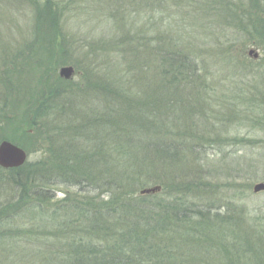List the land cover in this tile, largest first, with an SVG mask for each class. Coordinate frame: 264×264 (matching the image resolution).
Instances as JSON below:
<instances>
[{"label": "trees", "instance_id": "16d2710c", "mask_svg": "<svg viewBox=\"0 0 264 264\" xmlns=\"http://www.w3.org/2000/svg\"><path fill=\"white\" fill-rule=\"evenodd\" d=\"M133 1L144 9L129 8L128 16L148 15L144 29L132 30L123 16L127 7L114 0L110 40L90 42L84 60L71 64L78 66L80 82L55 73L60 82L32 98L35 107L25 123L32 132L26 136L45 153L33 165L0 167V255L10 252V264H264V218L252 217L239 201L222 211L216 206L222 194L209 192L211 186L201 181L178 179L179 169L194 174L216 141L227 140L221 138L227 124L223 109L240 112L233 101L238 98L220 87L232 77L173 35L160 34L158 18L168 0ZM45 2L44 8L56 9L51 0ZM256 6L264 13L263 1ZM33 9L32 32L40 42L56 29L46 22L48 14ZM255 18L248 27L262 30V19ZM147 26L154 38L145 43ZM260 47L264 50V41ZM248 61L246 73L264 76V66ZM7 70L0 94L11 90ZM252 89L255 95L243 101L260 100L249 108L257 117L264 90ZM0 103L2 117L3 110L13 115L0 127H14L16 105ZM152 185L162 190L140 193ZM21 218L31 227L17 228ZM20 239L41 242L42 249L19 253L14 245Z\"/></svg>", "mask_w": 264, "mask_h": 264}, {"label": "rangeland", "instance_id": "374dc122", "mask_svg": "<svg viewBox=\"0 0 264 264\" xmlns=\"http://www.w3.org/2000/svg\"><path fill=\"white\" fill-rule=\"evenodd\" d=\"M31 1L33 3L29 0L27 3L23 0H0V93L5 88L2 73L4 74L6 69H9L6 71L8 74L6 85L8 84V89H11L0 94V100L13 102L16 105L15 113H17L14 116L17 122L14 127H3L2 123L0 143L8 140L24 148L27 152L24 164L33 165L35 160L44 157L45 151L41 149V146L30 145L34 141L30 136H26L27 132H32V129L25 124L29 112L35 107L32 98H41L43 93H48L47 91L54 83L60 82L54 74L60 76L59 71L64 67L61 62L68 63V66H72L74 62L79 63L80 60H84V55L88 54L90 42L103 44L110 40L113 22L109 17V11L110 8L113 10L116 8L114 7L116 3L114 0H51L56 9L49 10L41 5L47 0ZM252 1L255 2V7ZM261 1L264 2V0L259 2ZM167 2L166 6L161 8L158 18L159 25L162 26L160 34L173 35V40L179 39V43L188 45L189 51L193 50L196 54L202 55L210 65L216 66L218 70H226V74L232 78L229 79V85H224L220 89H223V92L229 90L234 98H238L233 101L236 102V110L240 112L238 115L223 109L225 112L222 118L227 121V124H224L225 134L221 138H227V140L213 142L214 146L208 151L210 153L208 161L205 166L196 165L194 174L179 169L178 177L180 178L178 179L185 184L195 180L196 183L201 181L204 185L211 186L209 188L213 191L209 192H214L216 195L218 192L222 194V199L216 204L222 211L228 207L227 204H235V201H239L245 205L246 209L248 208L252 217L264 218V190L254 191L255 184L264 182V109L255 117L249 111L258 105L256 102L260 100L252 99L254 101L248 104L243 101L244 97L255 95L256 91L252 88L260 87L264 90V79H261L264 76L258 73H246L248 68H243L250 59L257 60L260 66H264V50L260 47L261 41H264V13L255 10L261 8L256 6L259 3L257 0H168ZM17 3L23 5L20 6ZM28 3L32 6L27 7ZM119 3L120 7H127L123 16L126 23L130 21L129 27L132 30L144 29L142 25L147 24L148 15L133 12L132 16H128V12H131L129 8L142 10L144 7L137 5L133 0H119ZM34 6H38L39 11L44 15H49L48 18L45 16L46 22L52 21L56 29L40 42L32 32L35 26L32 20L33 13H36ZM246 14L252 20L251 22H246ZM256 16L262 19V30L248 27L256 20ZM152 21L150 20V23ZM151 32L148 26L145 32L142 31V35L146 33L145 37L142 36L143 42L148 43L154 38ZM35 42H38V46H35V50L30 49L29 46ZM250 49L257 51L259 57L254 58L250 55ZM227 53L233 55L235 61H231L225 55ZM74 68H76L75 74L70 79L80 82L76 71L78 66ZM10 69L15 71L11 73ZM16 69L22 74L17 76ZM229 87L231 89H228ZM247 107L250 109L248 110ZM0 108H3L1 103ZM3 111V117L0 111V124L3 119L13 117L12 111ZM235 119L236 121L233 122ZM222 144L230 145L223 146L224 150L219 152L218 148ZM221 166H223L222 170H220ZM186 176L190 177L182 178ZM156 186L161 187L159 191H156L160 192L162 186ZM200 186H203L202 183ZM150 187L155 185L146 188ZM71 189L76 191L75 188ZM1 195L0 191V198H2ZM63 196L64 192L60 191L57 197ZM107 196L105 193L101 195L103 199H107ZM197 200L199 201L200 198ZM209 200L202 204L206 205ZM27 219L21 218L20 221L15 222L16 227L23 230L31 227ZM33 241L34 239L29 241L20 239L14 246L21 248L18 250L19 253L23 252L22 249L26 251L32 248L42 249L41 242L39 246ZM9 255L8 251L2 253L0 263H12V259H7Z\"/></svg>", "mask_w": 264, "mask_h": 264}, {"label": "water", "instance_id": "95a60500", "mask_svg": "<svg viewBox=\"0 0 264 264\" xmlns=\"http://www.w3.org/2000/svg\"><path fill=\"white\" fill-rule=\"evenodd\" d=\"M249 54L254 58H258L259 54L254 49L249 50ZM60 76L65 79H70L75 74V68L73 66H64L59 71ZM27 159V152L24 148L17 144H14L8 140H4L0 143V166L4 168L19 167L25 163ZM161 189L160 186L144 188L141 190V194L155 193ZM264 190V182L255 184L254 191L259 192Z\"/></svg>", "mask_w": 264, "mask_h": 264}]
</instances>
